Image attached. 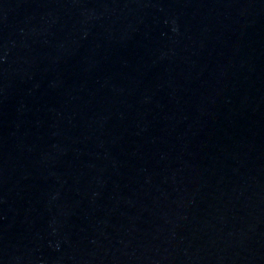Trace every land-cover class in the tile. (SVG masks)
<instances>
[{"label":"water","instance_id":"95a60500","mask_svg":"<svg viewBox=\"0 0 264 264\" xmlns=\"http://www.w3.org/2000/svg\"><path fill=\"white\" fill-rule=\"evenodd\" d=\"M0 264H264V0H0Z\"/></svg>","mask_w":264,"mask_h":264}]
</instances>
